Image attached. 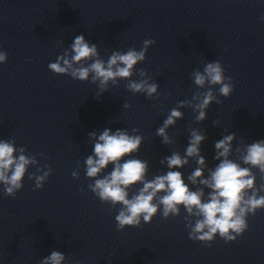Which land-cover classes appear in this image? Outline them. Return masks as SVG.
Listing matches in <instances>:
<instances>
[{"label":"clouds","instance_id":"1","mask_svg":"<svg viewBox=\"0 0 264 264\" xmlns=\"http://www.w3.org/2000/svg\"><path fill=\"white\" fill-rule=\"evenodd\" d=\"M260 19L264 20V16ZM155 43L154 39H145L139 50H114L105 61L100 56L98 45L87 41L81 34L74 37L56 61L48 64V68L56 75H67L81 82L90 80L98 84L101 94L108 91L109 85L118 87L120 80H126L125 87L131 93H143L149 99L154 96L158 98L159 84L145 69L136 72V66L146 60L148 49ZM6 61L7 53L0 51V64ZM134 74L139 79H131ZM191 77L197 90L190 100L178 102L156 130L155 135L165 145L174 143L168 129L183 119L181 108H191L198 113L195 121L201 123L207 119L210 105L213 102L221 103L215 86H219V95L224 98L234 91L233 78L225 75V69L218 60L206 62L203 71L196 69ZM123 107L127 109L131 105L124 103ZM213 125L218 126V121H213ZM137 133L138 128H133L129 133L126 128L112 131L107 127L99 134L94 131L88 133L93 142L92 154L84 160L86 178L93 181L88 184V189L101 203L109 205V211L118 208L115 216L117 231L126 227L141 228L143 224L151 223L158 212L164 219L180 216L182 206L186 212L183 219L188 238L211 247L217 234L226 243L235 241L248 229L247 217L264 209V195H261L264 193V183L257 186L256 175L252 171L258 169L261 179H264V140L251 144L241 140L235 148L237 156L234 160L230 157L233 156L236 133L223 135L222 139L214 142V159L218 163L214 168H209L201 154V145L207 139V134L204 130L193 128L184 155L173 151L162 158L160 164L166 166L168 171L156 174L149 180V162L136 156L144 140ZM190 159L197 166L187 176L189 183H186L184 174L178 169L187 166ZM109 165H112V170L103 174ZM30 166L40 173L28 176L34 181V190L43 189L52 174L51 165L41 166L36 155L29 154L26 147H17L14 139H0V184L5 196L15 198L23 188V180ZM72 177L79 178L78 170L73 171ZM138 184H142V187L130 195V189ZM189 185L195 186V190ZM205 189L210 190L206 199ZM65 261V254L53 250L40 264H64Z\"/></svg>","mask_w":264,"mask_h":264}]
</instances>
